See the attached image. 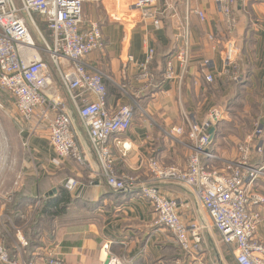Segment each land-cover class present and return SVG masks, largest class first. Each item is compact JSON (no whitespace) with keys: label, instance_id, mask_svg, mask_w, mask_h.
Segmentation results:
<instances>
[{"label":"crops","instance_id":"0c3cea01","mask_svg":"<svg viewBox=\"0 0 264 264\" xmlns=\"http://www.w3.org/2000/svg\"><path fill=\"white\" fill-rule=\"evenodd\" d=\"M133 1L84 2L81 11L82 29L96 21L102 31L103 47L91 52L86 60L108 77L107 107L113 109L120 104L134 103L139 110L138 113L135 109L130 128L120 138L130 145L125 153L114 137L108 140L116 172L130 173L143 183H151L150 158L184 166L189 152L187 116L201 121L215 106L222 108L223 115L212 128L208 150L220 159L202 157L203 163L224 169V160L235 156L236 144L247 140L260 125L261 157L254 163L264 166V0H234L235 24L231 27L215 0H155L153 9L158 25L150 19L134 22L130 13ZM196 10L203 12V19ZM114 12L119 13V19L110 17ZM39 22L44 21L40 18ZM39 22L36 23L43 32ZM185 31L190 45L187 66L183 69L174 58L173 78L163 77L158 85L154 84L153 72L147 67L148 49L154 50V69L161 60L167 58V62L170 56H175ZM45 38L50 40L49 35ZM52 71L53 86L68 102L66 93L59 90L61 85L53 67ZM207 75H212V80H207ZM152 85L156 86L148 92ZM68 104L72 109L73 128L91 169L71 157H58L46 129L32 135L26 129L20 132L21 141L29 144L34 157L31 159L39 174L55 177L63 185L66 177L71 176L92 180L101 169L76 111L70 102ZM175 127H181L183 132L173 135L174 140L165 131ZM255 142L252 139V153L256 150H253ZM59 172L64 173L62 179L57 177ZM100 181L101 178L94 180L86 195L71 196L77 206L73 210L66 207L64 217L54 218L51 223L55 222L56 228L43 231V246L33 250L30 256L37 257L39 262L42 255L38 249L48 248L57 254L62 264H197L199 259L206 264H236L188 187L174 182L155 183L161 193L176 199L184 223L196 222L204 227L206 249L202 253L179 251L171 234L164 227L154 225L152 206L139 188L113 190ZM32 188L34 197H39L37 187ZM247 188L264 195V179H258ZM53 189L54 195L55 187L48 189L46 196H52L48 193ZM253 209L260 213L256 235L264 241V204ZM1 217L0 223L8 231ZM60 225L64 226L63 231L59 230ZM8 248L14 257L22 251L25 255V246L21 247L19 240Z\"/></svg>","mask_w":264,"mask_h":264},{"label":"built area","instance_id":"2783aa9c","mask_svg":"<svg viewBox=\"0 0 264 264\" xmlns=\"http://www.w3.org/2000/svg\"><path fill=\"white\" fill-rule=\"evenodd\" d=\"M100 1L0 0V87L7 90L13 98L22 130L26 129L32 135L42 128L46 129L49 142L58 157H71L80 165L91 169L92 165L73 128L72 109L68 104L70 102L86 132L90 149L101 166L97 175L103 177L113 190L131 191L139 188L140 194L152 206L154 225L170 232L181 253L201 251L198 244L201 227L196 223H184L178 213L177 201L163 195L156 182L172 180L190 187L236 264H264V241L256 235L260 213L253 209L264 204V195L247 188L258 179H264V166L250 164L252 139L256 141L253 150H260V125L241 143L237 160H224L222 170L208 166L202 162V157L213 161L220 159L208 150L212 136L210 131L223 112L220 106H215L201 121L187 116V145L190 154L184 168L163 166L158 159L150 158L148 170L151 183H143L136 177L126 178L116 172L108 140L114 137L115 143L123 151L129 149L130 145L120 138L130 128L136 105L124 103L113 109L108 108L105 83L108 77L87 63V56L103 47L104 42L98 22L92 21L86 28H81L82 4ZM215 1L220 5L228 26H233L235 19L231 6L234 0ZM154 2L155 0H134L130 7L133 21L150 19L158 25ZM195 12L201 19L204 18L202 11ZM33 14H38L45 22L49 41L40 31ZM110 17L117 20L120 15L114 12ZM28 23L37 31L42 44L35 43ZM189 48L188 33L185 31L175 56H170L167 60L164 79L174 76V58L185 69ZM146 55L149 62L154 56V50L148 49ZM52 67L68 102L53 86ZM206 78L212 80V75H207ZM182 132L181 127H175L165 131V134L173 138V135ZM23 143L29 149L28 142ZM65 185L71 191L77 188V182L73 179L67 180ZM19 243L21 247L27 245L24 238ZM20 256L21 253L16 259H10L0 240L1 263L44 264L35 260L26 261ZM198 264L206 263L199 259Z\"/></svg>","mask_w":264,"mask_h":264},{"label":"rangeland","instance_id":"374dc122","mask_svg":"<svg viewBox=\"0 0 264 264\" xmlns=\"http://www.w3.org/2000/svg\"><path fill=\"white\" fill-rule=\"evenodd\" d=\"M40 18L41 17L39 15L33 14V19L36 22H39ZM28 28H29V32H30L33 40L35 41V43L42 44L40 39H39L38 33L34 29V27L28 23ZM42 34H43V36L45 35V37H46V34L44 33V31L42 32ZM59 90L62 91L63 89L61 88ZM2 95L5 98V100H4L5 104H3V102L1 101ZM0 97H1L0 98V213H1L0 215H2L1 220H2L3 224L7 225L8 229H9L8 231H6L2 227V223H0V231H1L0 232V240L2 241L4 247L5 246L7 247V248L6 247L5 248L9 253V250H8L9 245L13 246L16 243V241L21 240L22 238H24L26 240V237L23 235V230L31 222V220L34 219L35 213H36V211L39 208L40 203H41L39 197H37L34 200H32L30 202H26L25 204H23L18 211L19 220L17 221V219L14 220L12 218V216H10L8 214V212H6V207L12 203L13 195L16 192H18L22 186L23 187L27 186L28 182H26V180H27V177H29V174L34 175L37 179H41V178L44 179L41 181L36 180L35 182H32L33 183L32 186L35 185L37 187V189L39 188L38 192H40L41 194L43 192H45L44 190H47V188L50 186V184H54L58 181L51 179L50 177H52V176L49 177L48 174H44V175L39 174V171H37V169H36L37 168L36 163L31 159V158H34L32 153L25 146V144L21 141L20 132H21V129L23 127L21 126L22 123L18 119V115L15 112L13 100L11 99V97L9 95H5V94H0ZM136 110H137V112L139 111L138 109H136ZM134 114H135V112H134ZM169 138H171V137H169ZM171 139L175 140V138H171ZM243 142L244 141L238 142L236 144L235 156L233 159H231V160L229 159L230 161L237 160V158H239V147H240L241 143H243ZM123 153H125V151ZM189 154H190V149H189V152L185 158V165L182 167H180L176 164H168V163H165L164 161H159V160L158 161L163 166H175L177 168H184L186 166V162H187V158H188ZM222 165H225V161H224V164H222ZM95 173H96L94 175L95 178H92V180H84V179H80V178L74 177V176H71L68 178L66 177L67 180L73 179L77 182V188L75 190H72V191L69 190L71 196L72 197L79 196L85 189H86L85 191L90 192L91 187L95 183L94 180H97L100 178L103 181V182L102 181H100V182L107 185L104 178L101 176H98L97 171ZM63 174H64L63 172H59L58 175L57 174L56 175H57V177H60V179H62ZM119 174L123 175L126 178H135L136 177V175H133L130 173H119ZM163 182H174V181L166 180ZM174 183H176V182H174ZM176 184H179V183H176ZM184 186L188 187L186 185H184ZM188 188L190 189V187H188ZM34 193H36V192L34 191ZM163 195H165V194H163ZM165 196H167V195H165ZM175 201H176V199H175ZM73 203L74 204L69 205L70 210L71 209L73 210L74 207L77 206L76 201ZM58 219H60V218H58ZM57 222H59V220ZM44 223L46 226L41 231V236H42L44 230L49 232L51 230V228H53V229L56 228V226H54L55 222H53V224H52V223H48L47 221H45ZM67 223H69V222H67ZM190 223H196V222H189L187 224H190ZM211 224H212V222H211ZM198 225H200V224H198ZM212 226H213V224H212ZM58 227H59V225H58ZM200 227H201V230L199 233L200 241L198 244L201 246V251H198V252L202 253L205 251L206 245H205V240H204V236L202 233L204 227L202 225H200ZM59 230L63 231L64 226H61L59 228ZM41 236H40V238H38L39 242L41 241ZM41 245L43 246L42 241H41ZM104 246L106 247V245H104ZM25 248H26V245H25ZM38 253H40L42 255V256H40V261H39L41 263H44V264H62L60 258L57 256V254H55V252L53 250H50L48 248L38 249ZM25 254H26V251H25ZM17 257L18 256L10 258V259H16ZM20 258L28 261L25 258L23 251L21 252ZM118 263L125 264L122 262H118ZM197 264H198V261H197Z\"/></svg>","mask_w":264,"mask_h":264},{"label":"trees","instance_id":"16d2710c","mask_svg":"<svg viewBox=\"0 0 264 264\" xmlns=\"http://www.w3.org/2000/svg\"><path fill=\"white\" fill-rule=\"evenodd\" d=\"M231 10L232 13L234 15V11H233V4L231 6ZM41 25L42 30L44 31V33L46 35H49V31L46 27L45 22H39ZM166 59H164V61H160L159 63H157L155 65V68L153 69V62H154V57L148 62L147 67L148 69L152 70L153 72V76H154V84L158 85L160 83L161 80H163V74L164 71L166 69ZM106 83V81H105ZM235 83H237V81H235ZM156 85H152L151 87L148 88V92H151L156 86ZM0 94H5V95H9L11 97V95L7 92V90H5L4 88L0 87ZM1 98V97H0ZM11 99L13 100V98L11 97ZM5 98L2 95L1 101L3 102V104H5ZM255 157V158H254ZM261 157V149L259 150H255L252 153L251 159H250V164L252 166H256V164L254 163L255 159H260ZM203 162V160H202ZM50 177V176H49ZM51 179H54L55 181L57 180L55 177H50ZM36 180H44L43 178L41 179H37L34 175L29 174V177H27L26 182H28L26 187H21V189L16 192L13 195V199H12V203L9 204L6 207V212H8V214L10 216H12V218L14 220L17 219V221L19 220L18 217V211L20 209V207L25 204L26 202H30L32 200L35 199L32 191V182H35ZM58 182L54 183V184H50V186L47 188H56V192L54 193V195L52 196H46V191L43 192L42 194L39 192V199H40V206L37 209L34 219L31 220V222L24 228L23 230V235L26 237V241H27V247L25 248L26 254H25V258L29 261V260H36L37 257H32L30 256V253L35 250L36 248L41 246V241H38V238H40L41 236V231L45 228V221H47L48 223H51L55 217L58 218H62L66 215L67 211H66V207H69V205H72L74 201H72L71 198V194L68 190V188L66 187V185H63L61 182L57 180ZM67 181V180H66ZM39 189V188H38ZM86 190V189H85ZM83 191L79 196L76 197H80L83 195H86L87 191ZM6 247V246H5ZM7 248V247H6ZM9 250V248H8ZM12 253H10L9 250V256L10 258L14 257V253L13 251H11ZM38 262V261H37ZM41 263V262H38Z\"/></svg>","mask_w":264,"mask_h":264},{"label":"water","instance_id":"95a60500","mask_svg":"<svg viewBox=\"0 0 264 264\" xmlns=\"http://www.w3.org/2000/svg\"><path fill=\"white\" fill-rule=\"evenodd\" d=\"M210 132H212V130H211ZM211 138H212V136H211ZM54 191H55V189H53L52 191H50V192L48 193V195H52Z\"/></svg>","mask_w":264,"mask_h":264},{"label":"bare ground","instance_id":"6f19581e","mask_svg":"<svg viewBox=\"0 0 264 264\" xmlns=\"http://www.w3.org/2000/svg\"><path fill=\"white\" fill-rule=\"evenodd\" d=\"M112 263V262H111ZM113 264V263H112Z\"/></svg>","mask_w":264,"mask_h":264}]
</instances>
